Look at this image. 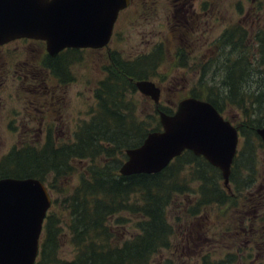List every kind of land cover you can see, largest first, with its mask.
I'll return each instance as SVG.
<instances>
[{
    "label": "trees",
    "instance_id": "obj_1",
    "mask_svg": "<svg viewBox=\"0 0 264 264\" xmlns=\"http://www.w3.org/2000/svg\"><path fill=\"white\" fill-rule=\"evenodd\" d=\"M239 29L238 34L228 29L218 37L213 60L216 68L224 71L220 86L207 87L201 95L192 94L209 102L238 132L239 146L226 185L216 168L190 151H183L155 174H118L124 151L139 146L147 133L159 130L153 117L155 109L146 117L137 110L133 86L135 80L150 78L148 72L157 66H153L158 61L157 49L130 62L120 61L117 54L109 55L106 75L93 91L91 116L74 131L72 142L59 143L58 135L49 130L40 147L24 144L0 160V178H35L43 183L51 178L49 188L63 191L61 200L54 201L60 205L56 215L44 219L35 264H174L170 258L162 259L161 254L174 249L172 239L179 226L172 218L200 225L208 206H214L219 221L226 222L224 231H219L231 243L224 263L262 264L264 186L254 185L260 174L257 151L264 149L255 134V129L264 126V32L257 29L250 36ZM76 52L63 50L52 59L39 51L31 71H48L49 77L57 75L53 79L66 84L71 81L68 66ZM157 110L171 113L159 107ZM74 161L86 165L75 185L65 190L61 184H68L74 174ZM176 199L180 206L171 217ZM122 214L135 221V234L125 240L123 231L117 230V237L113 234L111 224L114 220L121 225L126 220ZM203 226L194 229L201 236ZM67 237L73 255L70 260H61L58 250ZM188 249L199 248L183 247L180 255L188 257L192 252ZM208 251H196L201 254L200 264H220L211 261ZM175 264L183 263L178 260Z\"/></svg>",
    "mask_w": 264,
    "mask_h": 264
},
{
    "label": "rangeland",
    "instance_id": "obj_2",
    "mask_svg": "<svg viewBox=\"0 0 264 264\" xmlns=\"http://www.w3.org/2000/svg\"><path fill=\"white\" fill-rule=\"evenodd\" d=\"M231 1L234 5V17L233 24L227 29H233L238 34L239 28H241L246 33H250V36L257 29L261 30V33L264 32V0H217L216 10H221L220 3H222L224 8V6L228 7ZM145 6V4H140V0H135L134 4H131L127 10L124 9L118 14L107 49L99 51L81 50L75 53L72 63L68 66L72 74L70 82L61 84L56 79H52V85L44 86L34 83L32 86H28L21 77L17 78V76L14 81L11 80V77L1 81L0 160L12 148L20 149L22 148L21 145L24 144L35 146L36 148L40 147L46 137L45 133L49 130L50 133L53 132L58 135L59 143L72 142L74 131L84 122H87L91 116L92 110L90 109L95 104L93 91L97 83L106 75L105 71L110 65L108 57L111 54H117V59L120 61L130 62L152 53L155 49L159 51L158 61L153 64V66L156 64L157 66L152 69L153 71L150 70L151 72H148L151 76L146 80L153 82L159 88L158 107L160 109L172 111L179 100L192 97L193 93L204 94L207 87L220 86L224 71L219 66L218 71L214 61L212 65L210 63V58L216 57L217 47H211L213 53H206V57L203 59L201 54L194 52L193 47H184L177 42L174 44L166 37L167 31L163 19L155 15L157 20H154V16L149 10H146ZM242 10H244V13L248 11L247 18L244 20L242 19ZM158 20L162 21L164 25H159ZM170 25L174 27L172 19ZM220 30L222 29L219 28L218 31ZM175 37L177 38V32H175ZM5 48L4 51H1L5 55V60L9 63V72L13 69L15 70V66L18 67L19 63L25 68H28L27 62L33 66V59L37 58L40 51L37 43L22 42L21 40L10 43ZM197 50L201 52L204 49L197 48ZM203 73L205 74L204 77H202ZM20 84L21 87L18 88ZM57 84H59V87H57ZM135 98L137 99V110L143 117H146L145 115L147 114H152L154 106L148 98L138 93ZM51 102L56 108L55 115L58 119L54 122L55 120L53 121L52 118H46V121L41 124L39 121L41 116L38 112L39 106L44 107ZM153 117L158 120L155 112ZM225 117L228 118V116ZM48 121H53L54 124L48 125ZM257 160L260 174L254 187H263L264 149L257 151ZM71 165L74 174L69 179L68 184L65 186L61 184V187H65V190H69L75 185L77 175L83 171L86 162L74 161ZM47 180L44 185L48 189L51 205L46 216L50 217L51 215H56L55 210L58 211L60 205L54 204V201L57 200L59 202L61 200L63 191L62 193H57L56 188H51V190L49 188L51 178ZM179 202L180 200L176 199L172 205L173 208L170 209L171 217L178 211ZM215 212L216 208L214 206L204 208L202 217L199 219L200 225L197 222L190 223V221L187 224H183L177 216H174L172 219L176 218L177 222H175V225L179 226V230L175 233L174 239H172L174 241V249L163 251L161 253L162 259L170 258L174 264L178 260L183 264H200L201 254L198 255L196 251H204L206 249L211 254L212 262L225 264V253L230 248L231 243L227 242L226 234L219 232L220 230L224 231L226 222H220L219 216ZM121 216L126 218L121 225L120 223H114L113 220L111 222L113 228L110 226L116 237V232L119 234L117 230L123 231L121 237L125 240L135 234V221L127 214H122ZM246 219L247 217L244 220ZM203 223L205 226H203L204 231L203 236H201L198 230L195 231L194 229L200 228ZM255 226L257 229L259 228L258 225ZM233 231L231 234H233ZM259 234L260 230L257 231V235ZM184 235L188 237V240L182 239ZM194 236L195 241L199 239L201 241L195 242ZM67 239L68 237L58 250L61 260H70L73 255V247L68 243ZM200 242L201 245L203 243L204 245L199 246ZM183 247L199 249L193 251L188 249V251L192 252L188 254V257H182L180 252ZM262 247H264V244ZM262 264H264V261H262Z\"/></svg>",
    "mask_w": 264,
    "mask_h": 264
},
{
    "label": "water",
    "instance_id": "obj_3",
    "mask_svg": "<svg viewBox=\"0 0 264 264\" xmlns=\"http://www.w3.org/2000/svg\"><path fill=\"white\" fill-rule=\"evenodd\" d=\"M128 0H0V46L17 39L44 42L55 56L64 48L100 49ZM153 104L159 88L148 80L133 82ZM160 130L124 151L118 174H155L183 151L216 168L226 185L238 134L207 101L186 97L171 114L158 111ZM264 147V126L255 129ZM50 207L45 185L35 178H0V264H34L43 220Z\"/></svg>",
    "mask_w": 264,
    "mask_h": 264
},
{
    "label": "flooded vegetation",
    "instance_id": "obj_4",
    "mask_svg": "<svg viewBox=\"0 0 264 264\" xmlns=\"http://www.w3.org/2000/svg\"><path fill=\"white\" fill-rule=\"evenodd\" d=\"M134 2L135 0H129V6L127 5L128 7H126L125 10H127L131 4H134ZM140 4L146 5V10H149L152 13L154 20H157L155 15H158V17L163 19L165 25L160 20H158V24L166 26V37L169 38L171 42L174 44L177 42L184 47H193L194 52L201 54V58L203 59L206 57V53L212 52L211 47H216L219 35L223 31L228 30L227 28L233 24L234 5L232 1L228 7L224 6V8L222 3H220L219 6L221 7V10H216L218 4L217 0H140ZM246 12L247 13H244V10H242L243 20L247 18L248 11ZM171 19L174 22V27L170 25ZM219 28L222 30L218 31ZM175 32H177V38L175 37ZM17 41L18 40L11 41L3 46H0V84L5 78L11 77V80L14 81L17 76V78L21 77V79L24 80L28 86H32L34 83L44 86H47L48 84L52 85L51 80L53 78H58L57 75L49 77L51 73L48 71H31V64L27 61L25 62L28 63V68L22 67V64L19 63L18 67L15 66V70L13 69L9 72V63L5 60V55L2 51H4L6 49L5 47L10 43ZM21 41L37 43L40 48V52H45L44 44L40 41L26 39H21ZM197 48H203L204 50L198 52ZM64 50L66 51L69 49ZM61 52H63V50L51 58L55 59L59 57ZM213 61L214 60L210 58L211 65ZM45 81H48V84H46ZM20 87L21 84L18 88ZM57 87H59V84H57ZM38 112L41 115L39 118L41 124L43 121H46V118H52L53 121L55 120L54 122L58 119L55 115L56 108L53 102L44 107L39 106ZM53 121H48V125L54 124Z\"/></svg>",
    "mask_w": 264,
    "mask_h": 264
}]
</instances>
